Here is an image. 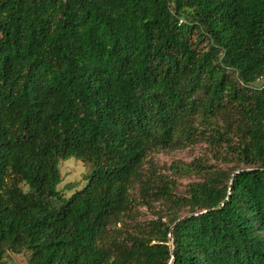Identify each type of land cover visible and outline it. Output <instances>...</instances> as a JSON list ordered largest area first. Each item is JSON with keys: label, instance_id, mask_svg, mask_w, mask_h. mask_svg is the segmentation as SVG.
Returning a JSON list of instances; mask_svg holds the SVG:
<instances>
[{"label": "trees", "instance_id": "trees-1", "mask_svg": "<svg viewBox=\"0 0 264 264\" xmlns=\"http://www.w3.org/2000/svg\"><path fill=\"white\" fill-rule=\"evenodd\" d=\"M197 144L228 167L173 164L202 177L179 194L151 156ZM67 157L92 164L70 196ZM138 203L170 213L139 221ZM9 252L264 264V0H0V264Z\"/></svg>", "mask_w": 264, "mask_h": 264}, {"label": "rangeland", "instance_id": "rangeland-1", "mask_svg": "<svg viewBox=\"0 0 264 264\" xmlns=\"http://www.w3.org/2000/svg\"><path fill=\"white\" fill-rule=\"evenodd\" d=\"M205 144H197L187 146L182 149H173L169 151H163L154 153L151 156L155 168L158 172L169 174L176 182V188L179 194L186 193L188 186L192 182L202 180L201 175L192 171L191 173H175L171 166H183L193 161L203 163V166L215 165L218 168H227L214 158H212L211 152ZM60 171L62 180L58 184L57 188L65 196H70L72 192L82 187L86 182V175H88L92 169L91 163H86L76 157H67L60 160ZM183 172V171H182ZM134 196L138 198V187L132 190ZM58 203L57 200H54ZM136 211L139 221L152 220L157 218L159 215L164 216L165 220L170 210L163 207L160 203H155L151 208L145 207L143 204L138 203ZM185 212L181 214L184 215ZM29 253L24 252L21 254H15L9 252L5 259L4 264H28Z\"/></svg>", "mask_w": 264, "mask_h": 264}]
</instances>
